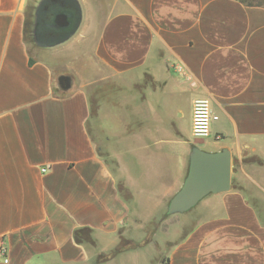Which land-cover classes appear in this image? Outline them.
I'll return each mask as SVG.
<instances>
[{
  "label": "crops",
  "instance_id": "obj_1",
  "mask_svg": "<svg viewBox=\"0 0 264 264\" xmlns=\"http://www.w3.org/2000/svg\"><path fill=\"white\" fill-rule=\"evenodd\" d=\"M57 3L74 29L40 35ZM193 95L220 116L206 141ZM195 145L231 151V189L169 214ZM1 248L0 264H264V5L0 0Z\"/></svg>",
  "mask_w": 264,
  "mask_h": 264
},
{
  "label": "water",
  "instance_id": "obj_2",
  "mask_svg": "<svg viewBox=\"0 0 264 264\" xmlns=\"http://www.w3.org/2000/svg\"><path fill=\"white\" fill-rule=\"evenodd\" d=\"M41 13L47 17L46 27L56 30L57 38L65 36L76 25L77 12L73 7L65 9L57 3L44 8ZM61 80L67 82L68 78L64 76ZM231 185V151L228 148L208 151L195 145L190 153L188 173L181 188L171 197L167 212H187L209 194L228 191Z\"/></svg>",
  "mask_w": 264,
  "mask_h": 264
},
{
  "label": "clouds",
  "instance_id": "obj_3",
  "mask_svg": "<svg viewBox=\"0 0 264 264\" xmlns=\"http://www.w3.org/2000/svg\"><path fill=\"white\" fill-rule=\"evenodd\" d=\"M213 98L208 95H193L190 99L192 107L191 134L195 137L206 136L209 131Z\"/></svg>",
  "mask_w": 264,
  "mask_h": 264
},
{
  "label": "built area",
  "instance_id": "obj_4",
  "mask_svg": "<svg viewBox=\"0 0 264 264\" xmlns=\"http://www.w3.org/2000/svg\"><path fill=\"white\" fill-rule=\"evenodd\" d=\"M175 69L182 75H191L190 71L187 69V67L182 63V62H177L175 63ZM211 96V95H208ZM212 97V96H211ZM213 98V97H212ZM211 115L214 117L213 119L210 120L209 122V131L208 134L206 136H202V137H195L193 136L194 139L197 140H203V139H207L208 137H210L212 135L213 132V124L219 120V114L216 112L215 108H214V102L212 104V109H211ZM192 127V126H191ZM217 138H220L219 135H216ZM47 168H44V170H46ZM1 254L4 252V248H1Z\"/></svg>",
  "mask_w": 264,
  "mask_h": 264
},
{
  "label": "rangeland",
  "instance_id": "obj_5",
  "mask_svg": "<svg viewBox=\"0 0 264 264\" xmlns=\"http://www.w3.org/2000/svg\"><path fill=\"white\" fill-rule=\"evenodd\" d=\"M246 1H250V2H260V1H262V2H264V0H246ZM30 12H31V9H30ZM35 27H33L32 25H30L29 24V26H27V38H28V40H29V42H30V44L32 45V46H35L36 45V42H35V40L37 39V32L35 31ZM95 110H96V101H93L92 102V114H93V116H94V114H95ZM207 139H205L204 141H206ZM201 143H203L202 141H200ZM202 144H200V146H201ZM203 145H205V144H203ZM198 146V145H197Z\"/></svg>",
  "mask_w": 264,
  "mask_h": 264
},
{
  "label": "trees",
  "instance_id": "obj_6",
  "mask_svg": "<svg viewBox=\"0 0 264 264\" xmlns=\"http://www.w3.org/2000/svg\"><path fill=\"white\" fill-rule=\"evenodd\" d=\"M242 1L245 2V3H247V4H249V5H264V2H262V1H260V2H250V1L248 2L246 0H242ZM29 24L34 27V24L32 23V21H30V19L27 21V26H29ZM126 245H128V243L125 241V242H123V244L121 245V247L117 248L116 251H118L120 248H122L123 246H126Z\"/></svg>",
  "mask_w": 264,
  "mask_h": 264
},
{
  "label": "flooded vegetation",
  "instance_id": "obj_7",
  "mask_svg": "<svg viewBox=\"0 0 264 264\" xmlns=\"http://www.w3.org/2000/svg\"><path fill=\"white\" fill-rule=\"evenodd\" d=\"M46 23H48L47 19L43 18V20L41 21V24H40L41 25V29H40V32H39L40 35L49 32V29H47V27H46Z\"/></svg>",
  "mask_w": 264,
  "mask_h": 264
}]
</instances>
